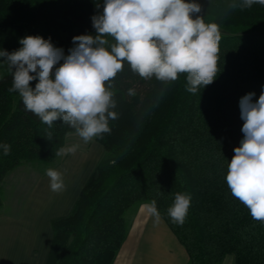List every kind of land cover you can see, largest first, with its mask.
<instances>
[{
	"label": "trees",
	"instance_id": "trees-1",
	"mask_svg": "<svg viewBox=\"0 0 264 264\" xmlns=\"http://www.w3.org/2000/svg\"><path fill=\"white\" fill-rule=\"evenodd\" d=\"M195 2L221 32L214 82L193 94L186 74L165 84L124 64L113 82L118 118L109 121V133L93 138L103 153L71 211L51 220L45 264H112L130 229L126 212L153 200L188 264H221L227 255L234 264H264V222L251 217L225 180L243 139L239 100L255 93V102L264 91V37L255 36L264 31V6ZM102 11L103 0H0V51L11 53L23 37L39 35L67 55L73 37L94 35L92 17ZM0 62V145L11 146L8 155L0 148L1 185L24 163L45 175L62 161L55 152L76 132L60 120L48 127L27 111L19 94L8 91L12 74L3 57ZM130 88L135 95H128ZM177 192L191 197L182 225L167 214Z\"/></svg>",
	"mask_w": 264,
	"mask_h": 264
},
{
	"label": "clouds",
	"instance_id": "clouds-1",
	"mask_svg": "<svg viewBox=\"0 0 264 264\" xmlns=\"http://www.w3.org/2000/svg\"><path fill=\"white\" fill-rule=\"evenodd\" d=\"M264 0H240L229 7L241 10ZM195 0H103V11L92 17L93 34L73 37V47L53 45L51 39L28 35L13 52L0 51L12 74V87L25 109L51 127L60 120L88 143L111 131L114 111V80L127 63L143 79L162 83L186 74L187 90L195 94L214 82L218 73L221 32L206 23ZM195 17V18H194ZM111 38V39H109ZM32 81H38L33 88ZM135 95V89H128ZM240 98L243 139L234 149L225 177L231 195L254 220L264 222V91ZM8 155L11 146L0 145ZM78 144L59 148L55 156L74 155ZM50 190H65L64 174L46 169ZM189 194L177 192L167 209L172 222L182 225L190 207ZM148 211L159 223L161 214L153 200Z\"/></svg>",
	"mask_w": 264,
	"mask_h": 264
},
{
	"label": "crops",
	"instance_id": "crops-1",
	"mask_svg": "<svg viewBox=\"0 0 264 264\" xmlns=\"http://www.w3.org/2000/svg\"><path fill=\"white\" fill-rule=\"evenodd\" d=\"M73 135H77L73 133ZM74 155H65L54 168L64 174L65 190L54 193L49 178L41 175L22 201L9 203L12 213L0 208V264H45L52 242L51 220L69 214L80 191L99 161L103 147L94 139ZM84 142V143H83ZM13 199V198H11ZM149 204L138 207L130 229L112 264H188V255L161 218L156 223ZM221 264H234L233 258Z\"/></svg>",
	"mask_w": 264,
	"mask_h": 264
},
{
	"label": "rangeland",
	"instance_id": "rangeland-1",
	"mask_svg": "<svg viewBox=\"0 0 264 264\" xmlns=\"http://www.w3.org/2000/svg\"><path fill=\"white\" fill-rule=\"evenodd\" d=\"M255 36L264 37V31H259L258 33H255ZM2 74L3 69L0 62V76ZM76 137L77 135H68L66 139V146L75 144L77 141ZM84 147L85 144L80 143L79 148L85 149ZM41 175L42 174L39 169L34 168L32 165L25 163L16 167L10 173H8V175L4 178L3 182L0 185V198L3 204V209L7 213H12L13 209L9 203L14 202L15 199H18V201H22V199H24L25 195L28 193V191L32 188L33 184L38 180ZM133 216V209H129L126 212V218L132 221ZM231 258H233V256L230 255V257L226 259V262L230 261Z\"/></svg>",
	"mask_w": 264,
	"mask_h": 264
}]
</instances>
